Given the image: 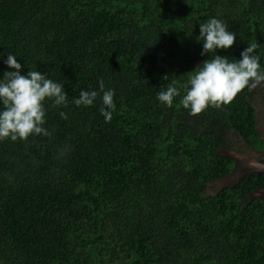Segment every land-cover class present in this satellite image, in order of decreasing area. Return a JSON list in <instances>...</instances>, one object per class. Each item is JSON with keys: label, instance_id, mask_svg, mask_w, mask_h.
Wrapping results in <instances>:
<instances>
[{"label": "trees", "instance_id": "obj_1", "mask_svg": "<svg viewBox=\"0 0 264 264\" xmlns=\"http://www.w3.org/2000/svg\"><path fill=\"white\" fill-rule=\"evenodd\" d=\"M210 18L236 34L216 55L259 45L264 70V0H0V80L11 53L69 101L46 102L50 136L0 141V264H264V201L250 197L264 174L207 193L232 169L223 151L262 141L252 89L195 116L180 103L215 56L197 40ZM81 90L93 106L75 105Z\"/></svg>", "mask_w": 264, "mask_h": 264}, {"label": "clouds", "instance_id": "obj_2", "mask_svg": "<svg viewBox=\"0 0 264 264\" xmlns=\"http://www.w3.org/2000/svg\"><path fill=\"white\" fill-rule=\"evenodd\" d=\"M197 40L203 41L201 55L215 53V56L205 60L183 86L186 94L180 103L190 110V115H199L210 106L221 108L229 105L245 88L251 90L264 84V70L261 69L259 56L255 54L259 45H249L241 52V59L231 62L226 56L216 55L217 49H229L236 41V34L229 31L223 21L210 18L201 23ZM5 63L15 70L6 71L0 80V141L10 139L13 142H27L31 136H50L51 133L44 127L47 111L45 104L51 101L52 107H67L69 101L64 85L37 70L22 75V65L11 53ZM163 79L167 80L168 76ZM174 84L175 81L169 84L166 91L158 94V100L168 107L173 105L174 97L180 96V90ZM99 93H103L101 114L106 122H110L116 108L114 90L105 91L101 79ZM99 93L95 90H81L74 103L77 106H93ZM60 115L67 119L64 112Z\"/></svg>", "mask_w": 264, "mask_h": 264}, {"label": "rangeland", "instance_id": "obj_3", "mask_svg": "<svg viewBox=\"0 0 264 264\" xmlns=\"http://www.w3.org/2000/svg\"><path fill=\"white\" fill-rule=\"evenodd\" d=\"M253 95L251 101L253 103L254 109L256 111V120L258 121V128L264 129V84L252 89ZM262 137L264 138V131L262 132ZM236 144L231 147V149L225 150L222 153L224 155L232 157L235 162L234 167L232 166L231 171L227 176L214 180L208 187L207 193H214L220 188L225 186H230L234 182L238 181L240 177L244 176L247 172L259 171L260 166L257 164L258 161H263L260 159H255V151L249 148L248 145ZM242 142V141H241ZM240 142V143H241ZM264 146L263 142L260 141L255 149H261ZM243 148L245 149L243 152ZM240 150V151H239Z\"/></svg>", "mask_w": 264, "mask_h": 264}, {"label": "flooded vegetation", "instance_id": "obj_4", "mask_svg": "<svg viewBox=\"0 0 264 264\" xmlns=\"http://www.w3.org/2000/svg\"><path fill=\"white\" fill-rule=\"evenodd\" d=\"M256 129H257V131H258V133H259V136H260V139L262 140V142H263V144H264V138L262 137V132L264 131V129L262 130V128H258V121L256 120ZM240 144H242V143H239L238 145H240ZM246 144V143H245ZM246 145H248V144H246ZM249 146V145H248ZM249 148L250 149H252L253 151H255L256 153H255V159H260V160H264V146L261 148V149H255V148H253V147H251V146H249ZM244 148H243V152H244ZM240 151V150H239ZM234 165H235V162H234V160H233V167H234ZM247 173H250V172H247ZM247 173H245V175L247 174ZM225 177V176H224ZM241 178V177H240ZM220 179V178H219ZM218 180V179H217ZM237 182V181H236ZM236 182H234V183H236ZM261 187H264V185L263 186H261ZM260 188V187H259ZM221 189V188H220Z\"/></svg>", "mask_w": 264, "mask_h": 264}, {"label": "water", "instance_id": "obj_5", "mask_svg": "<svg viewBox=\"0 0 264 264\" xmlns=\"http://www.w3.org/2000/svg\"><path fill=\"white\" fill-rule=\"evenodd\" d=\"M257 164L261 167L260 170L259 171H254V172H251V173H254V174H257V175L264 174V160L263 161H258ZM250 197L252 199L259 198V199H262L264 201V187H260V188H257L255 190H253L250 193Z\"/></svg>", "mask_w": 264, "mask_h": 264}]
</instances>
